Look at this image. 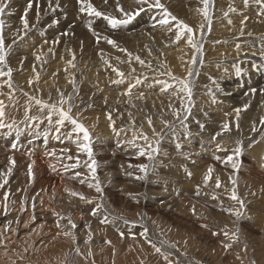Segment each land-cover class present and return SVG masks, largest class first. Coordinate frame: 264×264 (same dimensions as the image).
Here are the masks:
<instances>
[{
	"label": "bare ground",
	"instance_id": "obj_1",
	"mask_svg": "<svg viewBox=\"0 0 264 264\" xmlns=\"http://www.w3.org/2000/svg\"><path fill=\"white\" fill-rule=\"evenodd\" d=\"M10 1V4L16 1L18 2V0ZM97 1L102 2L103 0H93L95 4ZM179 1L180 0H171V2H174L176 5ZM199 1L200 0H196L193 2V4H195H192L193 6H187L188 3L186 4V6L189 7L188 10L191 12L189 13L191 14L189 15L191 16V20L187 15L188 10L187 12H182L186 18H189L188 20H190V22L188 23L193 28H197L202 20V17L196 11L197 8L202 6ZM120 2L124 7H131V0H120ZM230 2L231 0H228V4ZM228 4L224 3L218 8V5L214 2V7L212 10L213 23L211 32L205 31L201 41L203 44V66L201 67L199 64L191 65L195 71L199 72V76H194L192 78L194 82L193 100L195 107L192 109V115L189 117L188 123L191 131L193 132V137L190 142H185L184 149L186 152L193 154L192 159L185 160L184 158L179 157L181 160L178 159L177 163L179 164L182 162L184 165H178V168H166L164 167L165 163L162 164L163 161L161 163L162 158L160 156L157 158V166H161L159 168V172L157 169L154 171L150 170L149 175L146 177L148 180L151 179V183L156 185L155 187L158 188H145L149 191L148 196H145L146 199L150 200L148 206L147 203L145 204L146 199H144L145 194L143 195L144 189L141 183L144 180H141V184L137 183L138 186H132V179L135 175H139L140 173L137 169L128 167L129 164L138 165L141 162H144V157L136 158V150L132 149L131 147L118 146V140L123 141L125 139L131 138V131L126 133L122 132L120 137H117L113 133L112 128L109 126L106 113L111 111L112 118L115 120V126L117 129L121 127H131L128 115L131 113L132 118L136 121L137 128L142 126L143 130L150 136L151 129L148 127V117H151L153 125L157 131H160L163 128L161 119L169 121L173 120L171 112L168 108V104L171 101L174 107L179 108V102L176 100V98L171 97L168 93H161L159 91L160 86L158 84H154L153 77L158 76L159 72L167 70H171V72L177 77L186 76V68L190 66L188 62L194 53L193 49H191L189 46H185V44H187L186 40L181 39L177 42L171 35L165 33L160 28L155 29V35L159 34L166 42L162 43L161 38L157 40L150 39L149 34L146 33L148 30L146 31L144 29L148 26V20L150 19V13L147 12L142 13L140 16L139 21L141 22L139 23L142 26L139 28L135 27L136 29L132 30L129 26L118 30H111L103 27L102 20L94 18L93 26L98 31H100L102 35H108L109 37H112L120 47L128 49V51L131 52L133 56L138 55L146 62H150L153 68L156 70L153 72L146 68H142L135 62V60H133L132 66L137 69L136 74L139 75L143 73L149 77L148 81L142 85H138L135 89H133L132 102L136 105L135 107H131L126 102L127 98L120 95V92L127 88V83L121 85L111 83L113 79L117 78L116 74L103 64L98 53L100 50H103L105 58L109 59L113 65L117 66L125 73L130 71L129 64L126 62L120 63V61H127L129 59L128 56L123 52L117 51L104 41H101L99 45L96 44L95 37H93L86 27L88 20L81 22L80 20L82 17L80 20L74 19L75 15L72 13V11L75 8H79L77 0H60V7L57 8L55 12H51V17L53 19L59 20L58 25L49 27L48 25L53 20L50 19L36 27L37 29L42 30L41 25L43 24L44 29L46 30H42L43 35L40 33V44L36 43V39L39 36L38 32V35L35 33L31 34L35 35L34 41L30 39V36H26L24 40H20L17 44L12 45L8 62L13 68V87L15 89V98L19 101L17 105L19 113L16 109H12L11 107L9 110H15L17 118H20V115L23 112L22 105L27 99L23 95L24 92H27L30 95H35L38 98L44 99L46 101L48 100L49 95H51L52 101H55L58 98L57 89L65 93V95L72 94L73 104L75 105L73 114L75 115L80 113V119L91 131L93 144L95 142L98 143L97 146L94 145L96 148L93 146L96 160L100 159L101 155L104 156L103 159H100L103 162L99 163V161H97V176L99 177L104 189V208L97 217H92L89 215V212L94 207L93 204H86L80 201L78 198L70 197L67 192H65V188H70L72 190H75L76 188L75 191L83 192L90 198L95 199L97 197L98 194L94 191V189H89L86 185L78 187L81 186V184H79L77 180L69 179V177L73 175L74 171H80L84 174L87 173V169L83 164V161L87 159V157L81 155V166L78 169H74L73 171L66 173L64 172L63 166L60 163H57L54 159L49 158L46 155V153L53 148L59 151V149L62 147H70L72 151L69 154L74 155L77 151L74 144L70 143L68 140H64V142L61 143L52 138H49L47 144L44 143L43 138L34 139L31 143H29L31 137L25 134L21 136L18 147L16 149H12L11 144L15 142L14 139L11 137L7 139L0 137V172L7 171V167L9 166V156L15 159L17 166L22 160V158L18 155L23 154V156H25L27 155V151L33 153L38 150L41 154H35L34 156H31V160L29 162L32 163V161L35 160V165L33 168L34 174L38 172L39 167L46 173H44L45 175L43 178H36L34 180V184H38V188H46L47 191L53 187V189H56V191L59 192L58 190H61L62 188V197L59 196V201L56 202L63 208H55L54 210L56 212H61L63 209V213L65 215H70L78 225L77 229L74 231L76 233L77 242L82 253L81 257H77V259L70 262V264H80L79 262L85 258L90 260L94 258L95 262L101 261V263L106 259L114 261L108 262L109 264H160L163 257L155 252L152 244H155L157 247H161L163 251L168 253L169 247H166L164 242L169 240H162L155 237L158 235L154 236L152 231L155 230V232H158L159 228H164L165 226H167L169 230L170 228L172 230L173 228L169 225V223H176V230L178 234H173L174 231L172 230V233L167 231V233L164 235L167 237L170 236L169 239L174 238L177 239L179 243H183L184 245L182 246V250L188 249L190 252L189 254L200 259V262H196L194 260L196 264H221L217 258H209L203 251L199 250V244L201 242L197 244L199 241L196 240L202 239L207 240V242L208 240H217V242H226L228 244L232 242L240 244L243 243L245 246L254 250L259 264L264 262V125H261L260 123L261 118L264 117V109L263 106H260L262 103H259V100V102H257L259 104L255 102L252 103L251 97L247 98V96L244 95V93L248 92L249 89L254 88L255 83L244 84L242 87V84L240 83L243 81V76L237 77L235 75V70L232 67L234 63L239 64V66L245 69L243 74H247L255 69L252 66L253 63H262L259 56V49L261 47L262 41H264V34L262 33L264 32V17H260L258 15H254L252 18L248 17L247 21L243 25L244 35L241 36L240 21L243 19V16H246L248 13L245 14V12H243V8L240 13H230L229 17L225 18L221 9L227 11ZM254 5L252 4L251 6L259 11V8L255 7L256 5ZM239 6V3H236L235 7L241 9ZM13 7L16 6L14 5ZM99 7L105 9L104 12L115 11L116 0H108V4L103 3ZM11 8L12 6L10 9ZM245 10L248 9L246 8ZM57 12H67V16H61ZM229 18L233 21L231 25L228 24ZM4 19L9 26L11 24L15 25L16 23V28L17 23L20 22V18L12 16H5ZM91 20L93 23V19ZM251 21H254L256 24L252 25ZM8 28L9 27L6 29ZM11 28L12 27H10V29ZM37 29L34 30L38 31ZM61 31H69L74 34H78V38L75 39L77 40L75 46L70 45V36L65 38V36L60 35ZM249 32H251L254 37L259 39V41L253 45H250V43L245 38V35H248ZM4 35L6 44H10L12 42L11 38L7 37L5 32ZM58 36L60 37V43L54 46L55 55L48 54L47 49L48 47H51V44H43V41H51ZM211 36H215V38L211 39ZM81 39L85 41L83 44L84 48L81 46L83 48L82 51H80L81 48L79 49L78 45L82 41ZM196 39L201 40V35L199 32L196 33ZM237 44L241 45L240 52L236 51ZM146 45L147 47H145ZM41 47L46 54L44 57H42V59L47 60V63L43 64L35 60V56L39 54ZM72 47H75V49L72 50ZM68 49L75 51L76 68H69V72L66 73L64 70L68 67L67 61L71 59V54ZM149 50L151 51V55H149ZM253 51L257 52L256 56L252 55ZM80 52L82 53L80 54ZM60 53L65 55H59ZM67 56L68 58H66ZM117 58H119V60ZM21 61H23L22 65ZM161 63L167 65V68H161ZM33 65H35L36 71L40 75V80L38 83L29 87L27 81L30 78H33L35 75L32 71ZM225 69H227V72H225ZM255 71L259 74L257 75V77H259L263 74L264 67L260 68L259 70L256 69ZM72 75L75 76L78 94L73 92L72 84L69 83ZM209 75L216 77L221 88L223 89V92H218L216 94L218 99V103L216 104H211L205 88V85L211 86L210 81L208 80ZM159 78L164 80L169 79L167 76ZM131 79L132 77H129V80ZM2 82L3 81L0 80V83ZM149 84H152V86L150 87ZM260 90L264 89L260 88ZM0 91L7 93L8 89L5 87L0 89ZM139 92H143L145 94V99H136V96ZM259 93L258 95L260 96L262 93ZM105 97H107V104L104 102ZM0 99L5 100V103H9L6 96H0ZM260 100L262 101V95ZM244 104H249V107L240 113L239 130H237L234 109L237 107L242 108ZM89 105H91V107H89ZM124 105L127 106L126 109L124 108ZM125 116L128 120L124 119ZM197 121L205 124L206 126L205 130L199 134H197L199 132L198 125L196 123ZM224 122H230L232 130L230 133H224V135L220 137L219 140L228 149L234 148L236 146L235 142L237 140L243 141L244 149L250 148L249 153L244 155L245 158H247L246 160H248L246 162L251 164L250 167H245L244 161L240 157L235 158L239 163L238 172L231 173L228 170L220 171L218 170L219 167L217 165H212L211 161L215 160L213 158L215 144L211 142L210 137L211 134L220 130V127ZM254 125L257 129L255 132L252 131ZM194 140L199 141L194 143ZM250 144L251 147H249ZM201 145H203V147ZM161 147L162 154H164L166 151H164V149L167 147L170 148L169 151L171 154L175 153L174 146L170 144L168 140H165ZM18 152L21 154H18ZM228 154L230 153H215V155H219L222 158ZM108 157L111 158V161L114 163H111L109 160L105 161V159ZM133 157H135L139 163L136 162L135 164L132 160ZM126 158L129 161L126 160ZM166 160L167 159H165V161ZM171 160L169 161L171 162ZM193 160L195 162H193ZM217 162L220 167L223 166L225 168L224 163L220 161ZM50 163L56 165V172L50 170ZM65 163L72 162L65 161ZM116 164L118 167L115 169ZM173 165H175V163ZM209 165L214 168L213 180L209 182L207 187H201L200 196L204 197V201L207 202V204H203L202 201L192 199V196L195 193L196 186L203 184V176L206 173L207 167ZM83 167L86 170H84ZM129 172L133 173L134 175L129 176ZM188 172H191L192 175L189 176ZM230 175L236 180L237 195L244 200L245 208L243 209H240L239 205L229 198L231 195V189L233 187L229 179ZM217 176L221 180V187L219 189L215 188L214 184V180ZM13 177V174L9 177L10 182H14L12 181ZM112 177L117 178L118 181L121 180L119 181L120 184L117 185L116 190H119L118 192L116 191V194L117 196H121V199L123 197L122 203L124 205L123 209H126L125 212L130 213L134 211L132 214L134 213L135 216L140 215L142 218V211L139 209L148 210L146 212L147 215L145 214L147 216V222L143 221V227H141L142 222L137 223V221L132 222L133 220H119L117 219L116 215L112 214L113 212L111 213L108 211L109 206L112 205L109 204V201H105V196L108 195L107 190L109 189L105 188L106 186L104 184L109 183L108 180ZM31 192H33L32 187L26 194L27 198L29 199L28 210L32 209V196L30 195ZM213 192H215V194L219 197L218 200L211 199ZM205 193H207V195ZM46 197L47 196L45 193L41 192V194L36 198V209L39 210L35 213V217L41 219V221H44L46 226L54 231L55 238H53V241H50L48 244L51 246L50 248L47 245L50 249L48 250L49 253L46 255H43V253L41 254V259L43 261H41L40 264H62V259L66 257L67 254H69V250H74V245L72 244L70 238H65L62 234L57 236V233L60 232V229H57L56 227V217L53 215V209H51L53 205L56 204V202L51 204ZM41 201H43L42 204ZM117 202L113 200V203ZM144 205H146L147 208H144ZM193 205L198 208L196 209V215H193L191 211ZM209 208L213 210H219V213L217 215L214 212L212 213V216L217 218L214 220L216 224L207 225L206 223V225L210 227L207 229V227L202 226L205 224L202 222V219L203 216H206L205 213L207 215L210 213ZM226 209H238L242 212V216L237 219L230 215ZM11 214L21 215L22 213L9 211L7 216H3V210L1 207L0 223H3V225L2 228H0V231L3 230V227L7 221L11 220L15 222L17 219ZM81 214H83V219H81ZM104 215L109 217V222L107 224H101L99 222V220L102 219ZM151 217H154V221L152 222L149 220ZM19 220L20 224L22 223V225H24L26 222L30 223V212L24 214ZM125 221H128V223H125ZM85 222H90L91 228L93 227L91 230H93L94 233L90 245L84 243L85 239L87 238V229L84 227ZM61 223L66 227V222ZM236 223H238L237 227H235ZM16 226L17 225L13 223L12 227L16 228ZM144 228H147L148 230L147 237L148 241L152 240L151 244L145 240L143 235H141V233L144 231ZM178 230L181 232H178ZM225 230H227L230 234L238 233L239 239H227L223 235ZM120 232L125 233L123 239L120 236ZM213 233H218V235H214ZM106 240L111 241V244L109 245L105 243ZM89 248L92 252L90 257L87 255ZM182 250L181 253H184ZM42 251L44 252L47 250L43 248ZM238 255L240 259L237 258ZM234 258L237 259H234L231 264H248L243 257L242 252L237 251L234 253ZM84 263L89 264L85 261ZM35 264L39 263L36 261Z\"/></svg>",
	"mask_w": 264,
	"mask_h": 264
},
{
	"label": "snow or ice",
	"instance_id": "obj_2",
	"mask_svg": "<svg viewBox=\"0 0 264 264\" xmlns=\"http://www.w3.org/2000/svg\"><path fill=\"white\" fill-rule=\"evenodd\" d=\"M35 3L36 6V15L35 21L36 23H31L28 18V13L33 9V5ZM104 4H108V0H103ZM243 7L246 9L252 3V0H241ZM255 3L259 6V11L257 15L260 17H264V0H255ZM10 0H0V80L3 82L0 83V89L7 87L8 92L5 93L0 91V96H6L9 103H5V100L0 99V137L5 139L13 138L15 142L11 144L12 149H16L18 147L20 138L22 135L27 134L31 139L29 143L32 142L34 139L43 138L45 144H47L49 138L55 139L61 143L64 140H68L70 143L74 144L76 147V153H71L70 147H62L57 151L55 148L48 151L46 155L49 158L54 159L57 163H60L63 166L64 172H70L74 169H78L81 166V155L87 157L83 161L87 169V173H81L80 171H74L73 175L69 177V179L77 180L79 184L86 185L89 189H94V191L98 194L95 199L86 196L83 192H78L72 190L70 188H65V192L70 197L78 198L80 201L86 204H93L94 207L90 210L89 215L92 217H97L101 210L104 208L103 204V197H104V189L102 187L101 181L97 176V168L98 162L95 159L94 150L92 147L93 144V137L91 134L90 129L82 122L80 119V113L73 114V109L75 105L73 104V96L72 94L65 95V93L61 92L57 89L58 98L55 101H52L51 95H49L48 100H44L38 98L35 95H30L27 92H24L23 95L27 98L25 103L22 105L23 112L18 119L16 116H12L9 113V108L16 109L19 113V109L17 105L19 101L15 98V89L13 87V68L9 65L8 57L12 50V45L17 44L18 41L24 40L28 34L36 28V24H39L41 21V6L40 0H27V5L24 9L23 15L20 17V24L22 27L18 28L11 44H6L5 39V29L9 27L4 19L5 16H11L12 11L9 7ZM47 7L45 12H55L57 8L60 7V0H46ZM77 4L79 5V12L81 14L86 15L89 18H101L106 21L105 27L111 30H118L124 27H127L133 21H135L138 17L141 16L142 13H154L150 16L152 20L151 27L156 29L159 27L165 33L171 35L175 41H180L181 39H185L187 45L194 50L193 55L190 57L189 60V67L186 68V76L184 77H177L175 76L171 70L161 71L158 73V76L153 77L154 84H158L159 91L161 93H168L171 97L176 98L179 102L180 107H174L172 102L170 101L168 104V108L171 112L173 120H164L161 119V124L163 128L160 131H157L155 126L153 125L151 117L147 118L148 127L151 129V136L143 130V127L137 128L136 121L132 118V114L129 113V120L131 123L130 128L121 127L119 129L115 126V120L112 118V113L109 111L107 113V119L109 121V126L112 128L113 133L120 137L121 133H126L131 131V138L125 139L123 141L118 140V146H128L132 149H135L136 158L144 157L149 163L132 165L129 164V168H135L140 173L139 175H135L134 178L136 180H144L149 175V171H154L158 160L157 158L162 153V144L165 140H168L170 144L174 146V150L178 153L181 157L185 160L192 159V153L186 152L185 149V142H190L193 137V132L189 127V117L192 115V109L195 107V103L193 100V77L199 76V72L195 71L191 65L199 64L201 67L203 66V44L202 38L205 31L211 32L212 28V10L214 7V0H200L201 7L197 8L196 11L202 17V20L197 28H193L189 24L185 23L183 20L178 19L175 15H173L168 7L162 2V0H131V7L125 8L121 3L120 0H116V9L115 11L119 13V17L113 15L111 13H106L104 11L98 10L96 6L92 3V0H77ZM240 9L234 6V0L228 4L227 11L223 12V16L225 18L229 17L230 13H239ZM242 15V13H241ZM248 17L243 16L241 19V28H240V35H244V27L243 25L247 21ZM233 21L229 18L228 24L231 25ZM59 24V20L53 19L51 23L48 25L49 27L55 26ZM86 27L88 31L95 37L96 44L99 45L101 41L111 45L117 51L123 52L128 56L127 61H120V63H128L130 67V71L125 73L124 71L120 70L117 66L113 65L109 59L105 58V54L103 50H100L98 53L100 55V59L102 60L103 64L110 68L112 72L116 74V79L111 81L112 84L121 85L127 83V88L120 92V95L126 97V102L131 106L135 107L136 105L132 102L133 97V89H135L138 85L144 84L146 81L149 80V77L146 74H139L137 75V69L132 66L133 60L137 64H139L142 68H146L150 71L155 72L156 70L153 68L150 62H146L145 60L141 59L140 56L136 55L133 56L131 52L128 51L126 48H122L119 44L108 35H102L100 31L94 28L92 20L89 19L86 23ZM199 32L201 35V40L196 39V33ZM74 33L64 31L60 35L62 36H70ZM43 35V32H41ZM249 36L252 35L251 32L248 33ZM51 44L52 47H48L47 53L55 55L54 46L60 43V37H56L55 39L48 41L44 40L43 44ZM83 42H81V46ZM147 47V45L145 46ZM71 54V59L67 61L68 67L65 68V72H69V68L75 69V59L76 54L71 49H68ZM236 51H241V45H236ZM198 54V55H197ZM46 54L41 49L39 50V54L35 56V60L38 62L47 63V60L42 59ZM149 55H151V51L149 50ZM253 56L257 55V52H252ZM259 56L261 59V64L253 63V68L259 70L260 68L264 67V41L261 43V47L259 49ZM119 60V58H117ZM23 61H21V65ZM161 68H167V65L161 63ZM232 67L235 70V75L240 77L244 73V69L239 66V64H233ZM33 73L35 74L33 78H30L27 83L28 86L31 87L33 84H36L40 80V75L36 71L35 65H33L32 69ZM227 72V69H225ZM71 75V74H70ZM167 76L169 79L164 80L160 79L159 77ZM129 77H132L129 80ZM208 80L210 81L211 86L205 85L207 95L211 104L218 103L217 93L223 92V89L220 86V83L216 77L211 75L208 76ZM69 83L72 84L73 92L78 94L77 84L75 80V76L72 75V78L69 80ZM151 87L152 84H149ZM257 89L251 88L248 92H245L244 95L248 96L249 94H255ZM262 94H264V90H261ZM136 99H145V94L143 92H139L136 96ZM52 101V102H49ZM105 104H107V97L104 99ZM119 102V101H117ZM91 107V105H89ZM249 107V104H244L243 107H237L234 109L235 112V122H236V129L239 130V121H240V113L246 110ZM35 109V111H34ZM198 125L199 133H202L205 130V124L200 123L199 121L196 122ZM261 125H264V117L260 120ZM232 130L230 122H224L220 130L216 131L215 133L211 134V142L215 144L214 150V159L216 161H220L224 164H230L234 172H238L239 170V163L238 158L242 155L244 150L243 141L237 140L235 142V147L232 149H228L223 145V143L219 140L220 137L224 135V133H230ZM257 129L255 125L253 126L252 131L255 132ZM203 147V145H201ZM251 147V144L249 145ZM220 152H228L230 154L226 155L225 157H221L219 155H215V153ZM164 155L167 156V152H164ZM65 161H70L72 163H65ZM193 162H195L193 160ZM15 159L11 156L8 157V164L9 167L7 168L6 172H0V189H3L5 185L9 183V177L12 175L13 167L15 166ZM35 160L32 161L27 167V176L29 184L34 181V168ZM49 168L51 171L56 172L57 168L55 164L50 163ZM213 172L214 168L209 165L207 167V171L203 176V184L197 185L195 190V195L199 197L201 195V187H207L209 182L213 180ZM129 176L134 175L133 173L129 172ZM188 175L191 176L192 173L188 172ZM229 179L233 185L231 189L230 199L235 201L240 209L245 208L244 200L241 199L237 195L236 190V180L229 176ZM215 188L219 189L221 187V180L217 176L214 180ZM26 191V190H23ZM207 195V193H205ZM39 195V194H37ZM211 199L218 200L219 197L212 193ZM9 192L5 191L3 195V214L5 216L9 213ZM14 203V201H13ZM43 201H41V204ZM21 207L20 212L23 213L27 211L26 205L28 204V198L25 195L21 198L20 201ZM222 206V205H221ZM31 208L33 209V214L31 216V221H35L36 217L34 214V210L36 208V197L31 198ZM53 215L56 217V227L60 229V232L57 233V236L63 235L65 238H70L72 244L74 245V251L77 256L82 255L80 251V247L77 242V236L75 233V229H77L78 225L72 219L70 215H64L62 213L56 212L54 209ZM193 215H196V208L193 205L191 209ZM230 215L239 219L242 216V212L238 209H226ZM81 219H83V214H81ZM61 222H66V227L62 225ZM101 224H107L109 222V217L104 215L102 219L99 220ZM15 223L17 226L20 224L19 218L15 220V222L9 220L4 225L3 230L0 231V247H6L5 241L9 238L7 233L12 232L16 233L17 229L13 228L12 225ZM128 223V221H125ZM206 227L207 225H202ZM24 227H28V223L24 224ZM42 227V225L40 226ZM84 227L87 229V238L85 239L84 243L90 245L93 232L91 230L90 222H85ZM147 228H144V231L141 235L144 236L145 240L148 241L147 237ZM214 235H218V233H213ZM223 235L229 240H238L239 235L238 233H229L227 230L223 232ZM120 236L123 239L125 236L124 232H120ZM151 244V241H148ZM105 243L111 244V241L106 240ZM186 243V241H185ZM152 247L155 249V252L158 253L160 256L163 257L165 264H178V262L173 261L170 258V254L163 251L161 247H157L155 244H152ZM169 247L175 248L174 244L169 245ZM223 247L227 250L231 247V244L225 243ZM244 251H247V247L245 246ZM115 254V253H113ZM87 255L90 257L92 255L91 249ZM240 259L239 255L237 256ZM255 264V261L252 262Z\"/></svg>",
	"mask_w": 264,
	"mask_h": 264
},
{
	"label": "rangeland",
	"instance_id": "obj_3",
	"mask_svg": "<svg viewBox=\"0 0 264 264\" xmlns=\"http://www.w3.org/2000/svg\"><path fill=\"white\" fill-rule=\"evenodd\" d=\"M27 0H18V2L16 1V2H14V3H12V4H10V7L12 6V8H11V11L13 12L12 13V17H17V18H20V16H22L23 15V10H24V8L26 7V5H27ZM102 1V0H101ZM177 1V0H176ZM188 1H190V0H186V1H179L178 3H177V5L174 3V2H171V0H162V2L168 7V9H169V11L173 14V15H175L178 19H180V20H185L184 22H190V20H191V16H189V15H191V14H189V13H191L189 10H188V8L189 7H187V6H191L192 4H193V2H195L194 0H192V1H190V2H188ZM254 1V2H253ZM252 1V3L250 4V6L247 8L248 10H245V8L243 7V5H242V3H240L241 2V0L239 1V0H235L234 1V6L236 5V3L238 4L239 3V7L241 8L240 9V12H241V10L244 8V11L243 12H245V14L246 13H248V14H250V15H248V14H246V16L247 17H249V18H252L254 15H257V12H258V10L257 9H255L254 7H252L251 5L253 4H255L254 6L255 7H257V8H259V6L255 3V0H253ZM11 2V1H10ZM21 2H23V3H21ZM42 2V3H41ZM46 2V0H41L40 1V6H41V21H40V23L39 24H36V27H38V26H40V24L41 23H43V22H45L46 20H50V19H53L52 17H51V14L53 13H51V12H46V14H45V9H46V7H47V4L45 3ZM103 2V1H102ZM102 2H100V1H97V3L95 4L94 2H93V0H92V3L93 4H95L96 5V7H97V9L98 10H101V11H105V9H103V8H100L99 6L101 5V4H103ZM185 2V3H184ZM192 2V3H191ZM200 2V1H199ZM214 2L218 5V8L219 7H221L224 3H227L228 4V0H214ZM121 3V2H120ZM188 3V4H187ZM190 3V4H189ZM17 4V5H16ZM21 4V5H20ZM26 4V5H25ZM100 4V5H99ZM186 4H187V6H186ZM16 6V7H13V6ZM21 7H20V6ZM23 5V6H22ZM43 5V6H42ZM45 5V6H44ZM94 5V6H95ZM193 5H195V4H193ZM192 5V6H193ZM242 5V6H241ZM33 9L28 13V18H29V20H30V22L31 23H36V21H35V15H36V6H35V3H34V5H33ZM125 8H128V7H125ZM252 8V9H251ZM14 10V11H13ZM187 10H188V13H187V15H188V17L190 18V20H188L189 18H186L185 17V15L182 13V12H187ZM253 10V11H252ZM221 11L222 12H224V9H221ZM247 11V12H246ZM17 12V13H16ZM23 12V13H22ZM34 12H35V14H34ZM43 12V13H42ZM112 13H113V15H116V16H118L119 17V13H117L116 11H111ZM111 12H106V13H111ZM239 12V13H240ZM58 13V12H57ZM72 13L76 16H74V19L75 20H80L81 19V17H82V19L80 20L81 22L83 21V22H85V21H87V20H89V19H93V24H94V17L93 18H87V16L85 15L84 16V14L82 15L80 12H79V8H75L73 11H72ZM111 13V14H112ZM33 14V15H32ZM59 15H63V16H67V12H59L58 13ZM78 14V15H77ZM154 13H150V16L151 15H153ZM31 17H30V16ZM44 15V16H43ZM50 15V16H49ZM81 15V16H80ZM33 17V18H32ZM87 18V19H86ZM85 19V20H84ZM98 19H100V20H102V23H103V27H105V24H106V21H104L103 19H101V18H98ZM139 19H140V17H138L135 21H133L131 24H129L128 26L130 27V29L132 30V29H136V28H139V27H141L142 25L139 23V22H141V21H139ZM20 20V19H19ZM151 21V22H150ZM47 22V21H46ZM150 23V24H149ZM140 24V25H139ZM151 24H152V20L151 19H149L148 20V26L147 27H145L144 29L147 31L146 33L147 34H149V38L150 39H152V40H157V39H159V38H161L162 39V43L163 42H166V41H164L163 40V38L158 34V35H155V29L153 30V28L151 27ZM189 24V23H188ZM251 24L252 25H255L256 23L254 22V21H251ZM12 25V26H11ZM10 26H9V30L8 29H5V33H6V36L7 37H9V38H11V40L13 39V37H14V34H15V32L17 31L16 29H18V28H20V27H22L21 26V24H20V22L19 23H17V28L15 27L16 26V23H15V25L14 24H11ZM19 25V26H18ZM69 25H71V24H69ZM190 25V24H189ZM10 27H12L11 29H10ZM41 27H42V30L43 31H46L45 29H44V25L42 24L41 25ZM136 27V28H135ZM149 27V28H148ZM106 28V27H105ZM105 28H102V29H105ZM157 28H159V27H157ZM35 29H37V28H35ZM12 32H11V31ZM14 30V31H13ZM38 31H36V30H32L31 32H30V34H28V36L27 37H29L30 36V39L31 40H33L34 41V39H35V35H31L32 33H35V34H37L38 35V32H39V36L37 37V39H36V43L37 44H40V42H39V39L41 38V36H40V33L41 32H43L42 30H40V29H37ZM150 30H152V31H150ZM11 33H10V32ZM14 32V33H13ZM62 32H64V31H61V33ZM69 32V31H68ZM10 33V34H9ZM13 33V34H12ZM263 34H264V32H262ZM152 35V36H151ZM68 37V36H67ZM67 37H65V38H67ZM70 45L72 46H75V43H76V41L77 40H75V39H77L78 38V34H74L73 36L72 35H70ZM74 37V38H73ZM110 38H112V37H110ZM211 39L213 38H215V36H211L210 37ZM245 38H246V40L250 43V45H253L254 43H256V42H258L259 41V39H257L256 37H254L253 35H251V36H249V35H245ZM73 41H72V40ZM113 39V38H112ZM82 40V39H81ZM75 41V42H74ZM84 40H82L81 42H83ZM74 42V43H73ZM80 42V41H79ZM81 42L78 44L79 45V49H80V51H82L83 50V46L84 45H82V47H81ZM168 42V41H167ZM213 42H215V41H213ZM12 43V42H11ZM10 43V44H11ZM71 43H73V44H71ZM85 43V41L83 42V44ZM215 43H217V42H215ZM212 44H214V43H212ZM185 46H188L187 44H185ZM51 47H52V45H51ZM75 49V47H72V50H74ZM75 52V51H74ZM82 52H80V54H81ZM63 53H60L59 55H62ZM63 55H65V54H63ZM66 58H68V56L66 57ZM246 61H249V60H246ZM245 70V69H244ZM256 69H254V70H252L250 73H247V74H243L242 76H243V81H241V83L240 84H242V87L244 86V84H254V88L255 89H257V91H256V93L253 95V94H249L248 96H247V98L248 97H251V101H252V103H257V102H259V103H262V104H260V106H263V109H264V94H260V93H262V91L260 90V88L261 89H264V71H263V74L261 75V76H259V77H257V75H259L258 73H256V71H255ZM255 71V72H254ZM256 74V75H255ZM251 78V79H250ZM245 80V81H244ZM250 80V81H249ZM251 81H253V82H251ZM262 86V87H261ZM241 87V86H240ZM260 91H259V90ZM260 92V93H259ZM258 93L260 94V96L258 95ZM261 95H262V101L260 100V97H261ZM257 97V98H256ZM255 100V101H254ZM259 100V101H258ZM259 103H257V104H259ZM126 105H124V108L126 109ZM263 109H262V111H263ZM9 113H10V115H12V116H16V114H15V110L14 111H12L11 109L9 110ZM90 114V113H89ZM107 114V113H106ZM115 116V115H114ZM150 116H152V115H150ZM17 117V116H16ZM232 117V116H231ZM98 119V118H97ZM124 119H126V120H128L127 118H126V116H125V118ZM233 122V121H232ZM253 125V124H252ZM251 125V126H252ZM199 140H194V143H197ZM203 142V141H202ZM97 142H95L94 144H92V147L95 145V146H97ZM94 146V147H95ZM96 148V147H95ZM166 150V151H165ZM170 148L169 147H167V148H165L164 149V151L165 152H167V156L166 155H164V154H162L161 153V155H160V157L162 158V160H161V163H162V161H163V163L162 164H164V167H166V168H178V165H181L182 164V162L181 163H177L178 161V159L179 160H181V158H183V157H181V156H179V154L178 153H174V154H171L170 153ZM249 150H250V148H247V149H244L243 150V153L244 154H242L241 156H240V158H242L243 159V161H244V165H245V167H250V163L249 162H246V161H248V160H246L247 158H245V154L247 153H249ZM169 153V154H168ZM18 154H21V153H19L18 152ZM35 154H41V153H39V151L37 150L36 152H30V151H27V155H25V156H23V154H21V155H18L19 157H21L22 158V160L18 163V165L16 166V163H15V166L13 167V171H12V174H13V179H12V181H14V182H10V180H9V183L7 184V185H5V187L3 188V189H0V213H1V207H2V210H3V195H4V193H5V191H7V192H9V200H8V206H9V211H14V212H20V207H21V204H20V201H21V198L22 197H24L27 193H28V190L32 187L33 188V192H31V196L33 197H38L40 194H41V192H44L45 193V195L47 196L46 198H48V201L52 204V203H54V202H56V201H59V198L60 197H62V192H61V190H62V188H61V190L59 189L58 191L59 192H57L56 191V189H53V187L52 188H50V189H48L49 191H47V189L46 188H43V189H41V188H38V184H34V181L31 183V184H29V181H28V176H27V172H26V169H27V167H28V165L30 164V160H31V156H34ZM172 155V156H171ZM174 155H176V156H174ZM179 157H181V158H179ZM104 158V156L103 155H101L100 156V159H103ZM127 158H129V157H127ZM126 158V160H128ZM175 158H176V160H175ZM96 159V158H95ZM100 159H97V161H99V163L100 162H103L102 160H100ZM165 159H167L166 161H165ZM171 160V162L169 161V160ZM106 160H109L111 163H114V162H112L111 161V158H106L105 159V161ZM133 162L136 164V162L137 163H139L138 161H137V159L135 158V157H133ZM129 161V160H128ZM174 161V162H173ZM141 163H144V164H147V163H149L145 158H144V162H141ZM140 163V164H141ZM175 163V165H173ZM211 163H212V165H217L219 168H218V170H220V171H226V170H228V171H230L231 173L232 172H234V170L232 169V167H231V165H229V164H225V168L222 166V167H220V165L218 164V162L216 161V160H214V161H211ZM8 165V164H7ZM182 165H184V164H182ZM85 166V165H84ZM9 167V166H8ZM7 167V168H8ZM116 167H118L117 166V164L115 165V169H116ZM161 166H157L155 169H157V171L159 172V168H160ZM84 168V167H83ZM84 170H86L85 168H84ZM44 173H46L44 170H41V168L39 167V170H38V172H36L35 174H34V176H35V178H34V180L36 179V178H40V177H44ZM37 176V177H36ZM9 179V178H8ZM18 179H19V181H18ZM114 180V181H113ZM151 180V179H150ZM150 180H148L147 178L146 179H144V181L143 182H141V180H136V179H132V186H134V187H136V186H138V184L137 183H139V184H141L142 183V187H143V195H144V199H146V197L145 196H148V190H146L145 188H149V189H153V187H155L156 185H153L152 183H151V181ZM109 183H107V184H104L105 186V188H107V189H109V190H107L108 192V195H106L105 196V201H109V204L110 205H112V206H109V210L108 211H110L112 214H114V215H116V217H117V219H119V220H133L132 222H135V221H137V223H141L142 222V226L141 227H143V221L145 222L146 220H147V214H146V212L148 211L147 209H139V210H141L142 211V214H141V212H140V214L142 215V218L140 217V215L139 216H135V214L133 213L132 214V212H134V211H132V212H130V213H128V212H125V210L126 209H123L124 208V205H123V203H122V200H123V197H122V199H121V196H117V192H118V190L119 189H117L116 190V188H117V185L118 184H120L119 183V181H121V180H117V178H115V177H112V178H110L109 180ZM117 181V182H116ZM134 181V182H133ZM136 181H138V182H136ZM117 184H116V183ZM136 182V183H135ZM141 182V183H140ZM146 182V183H145ZM150 182V183H149ZM149 183V184H148ZM135 184V185H134ZM137 184V185H136ZM145 184V185H144ZM114 186V187H113ZM152 186V187H151ZM78 187H82V185L81 186H78ZM109 187V188H108ZM151 187V188H150ZM115 188V189H114ZM155 189H158V188H156L155 187ZM23 190H26V191H23ZM75 190H76V188H75ZM132 190H133V188H132ZM117 191V192H116ZM59 193V194H58ZM37 194H39V195H37ZM61 194V195H60ZM60 196V197H59ZM108 196V197H107ZM112 198V199H111ZM114 198V199H113ZM204 197H202V196H199V197H197L196 195H195V193H194V195L192 196V199H194V200H198V201H202L203 202V204H207V202L206 201H204V199H203ZM58 199V200H57ZM113 200L114 201H118L117 203H113ZM2 201V202H1ZM13 201H14V203H13ZM170 202H172V201H170ZM195 202V201H194ZM28 203H29V199H28ZM147 203V206H148V204L150 203V200L149 199H146V201H145V204ZM120 204V205H119ZM57 206V207H56ZM147 206L146 205H144V208H147ZM208 206V205H207ZM26 207H27V211H25V212H23L21 215H15V214H11L14 218H19V219H21L22 218V216L24 215V214H27V212H30V214H31V216H32V214H33V209H30V210H28V204L26 205ZM121 207H122V209H121ZM49 208H51V207H49ZM55 208H63L62 206H60L59 204H57V202H56V204H54L53 205V207L51 208V209H55ZM196 209H198L197 207H195ZM207 209V208H206ZM39 209H36L35 208V210H34V214L38 211ZM63 210V209H62ZM61 210V212H59V213H62V214H64L63 213V211ZM179 210V209H178ZM208 210V209H207ZM209 210H210V213L207 215L206 213H205V217L203 216V219H202V222L203 223H205L204 225H206V223H207V225H210V224H213V225H215L216 223L214 222V220L215 219H217L215 216H212V213L214 212L216 215L219 213V210H213V209H211V208H209ZM21 213V212H20ZM146 214V215H145ZM37 215H39V214H37ZM65 215V214H64ZM3 216H5L4 214H3ZM123 216V217H122ZM125 217V218H124ZM234 217V216H233ZM37 218V217H36ZM236 218V217H235ZM154 219V217H151L149 220L152 222V221H154L153 220ZM211 220V221H210ZM147 222V221H146ZM218 222V221H217ZM80 224V223H79ZM168 224V223H167ZM2 225H3V223L1 224L0 223V228H2ZM20 226H16V229H17V232L16 233H12V232H9V233H7V236L9 237L8 238V240H6L5 241V244H6V247H0V264H35V262L37 261V263H41V261H43L42 259H41V254L43 253V255H46V254H48L49 252H48V250H50L49 248L51 247L50 245H48L49 243H50V241H53V238H55V234H54V231H52L50 228H48L47 226H46V224L44 223V221H41V219H35V221L33 222V221H31L30 223H28V227H24V225H22V223L21 224H19ZM42 225V227H40ZM83 225V224H82ZM169 225L173 228L172 230L174 231H172L171 230V228H170V230L167 228V226H165L164 228H159V231L158 232H155V230H153L152 231V234L155 236V235H158V236H155V237H157V238H159V239H162V240H169V241H166V242H164V245L166 246V247H169V244L171 245L172 243L176 246L175 248H172V247H169L168 248V253L170 254V258L173 260V261H176V262H178V264H196V262H200V259L199 258H196V257H194V256H192L191 254H189L190 252H189V250L188 249H184V250H182V246L184 245L183 243H179V241L177 240V239H174V238H171V239H169L170 238V236H165L164 234H166L167 233V231H169V232H173V234L174 233H176V234H178L177 233V230H176V223H173V224H170L169 223ZM237 225H238V223H236L235 224V227H237ZM207 227V229H209L210 227L209 226H206ZM91 229H93V227L91 228ZM152 230V229H151ZM162 230V231H161ZM180 230H182V229H180ZM92 232H93V230H92ZM171 232V233H172ZM178 232H181V231H179L178 230ZM94 233V232H93ZM158 233V234H157ZM38 234V235H37ZM166 237V238H165ZM174 237H175V235H174ZM164 238V239H163ZM168 238V239H167ZM173 239V240H172ZM175 240V241H174ZM49 241V242H48ZM151 241V243H152V240H150ZM174 241V242H173ZM188 241V240H187ZM191 241H192V239H191ZM196 241H199L197 244H199L200 242V248H199V250L200 251H203L209 258H213V257H215V258H217L218 259V261L221 263V264H231L232 263V261L235 259H237V258H234V253H236L237 251H239V252H242L243 253V257L245 258V260H246V262L248 263V264H252V262L253 261H255V264H259L258 263V261H257V257H256V255H255V252H254V250L253 249H251V248H249V247H247V251L245 252L244 251V249H245V245L243 244V243H235V242H232V243H230L231 244V247L230 248H228L227 250L223 247V244H225L226 242H220V241H218L217 242V240H208V242H207V240H205V239H202V240H196ZM206 241V242H205ZM212 243H211V242ZM28 243V244H27ZM203 243V244H202ZM209 243H210V245H209ZM221 243V244H220ZM49 246V248H48V246ZM52 245V244H51ZM205 245V246H204ZM8 246V247H7ZM44 246V247H43ZM42 248V249H41ZM43 248L45 249V250H47V251H42L43 250ZM48 248V249H47ZM41 249V250H40ZM181 250L184 252V253H181ZM8 251V252H7ZM70 252H69V254H67V256L66 257H64L63 259H62V264H66V263H69L70 264V262H72L73 260H75V259H77V257H81L82 255H80V256H77L76 255V253H75V251L74 250H69ZM80 251H81V249H80ZM41 252V253H40ZM187 252V253H186ZM37 253V254H36ZM187 255V256H186ZM189 255H191V256H189ZM20 256V257H19ZM40 256V257H39ZM99 257V256H98ZM97 257V258H98ZM8 258V259H7ZM148 259V258H147ZM21 260V261H20ZM83 260V261H82ZM79 263L80 264H85L84 263V261L85 262H88L89 264H109L108 262H114V261H112V260H109V259H106L104 262H102L101 263V261L100 262H95V260H94V258L93 259H82ZM87 260H89V261H87ZM194 260L196 261V262H194ZM4 261V262H3ZM12 261V262H11ZM90 261H92V262H90ZM149 261V260H148ZM148 261H146V262H148ZM14 262V263H13ZM83 262V263H82ZM94 262V263H93ZM206 262V261H205ZM143 263H145V262H143ZM58 264H61V263H58ZM146 264V263H145ZM160 264H165V261H164V259H162V262H160ZM262 264H264V262L262 263Z\"/></svg>",
	"mask_w": 264,
	"mask_h": 264
}]
</instances>
